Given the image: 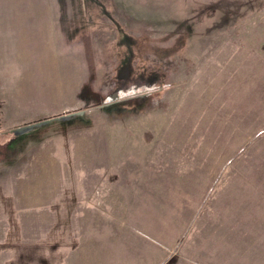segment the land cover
<instances>
[{
    "label": "rangeland",
    "instance_id": "374dc122",
    "mask_svg": "<svg viewBox=\"0 0 264 264\" xmlns=\"http://www.w3.org/2000/svg\"><path fill=\"white\" fill-rule=\"evenodd\" d=\"M0 264H264V0H0Z\"/></svg>",
    "mask_w": 264,
    "mask_h": 264
},
{
    "label": "water",
    "instance_id": "95a60500",
    "mask_svg": "<svg viewBox=\"0 0 264 264\" xmlns=\"http://www.w3.org/2000/svg\"><path fill=\"white\" fill-rule=\"evenodd\" d=\"M27 127H29V126L19 127V128L13 129L12 132L21 131L22 129L27 128Z\"/></svg>",
    "mask_w": 264,
    "mask_h": 264
}]
</instances>
